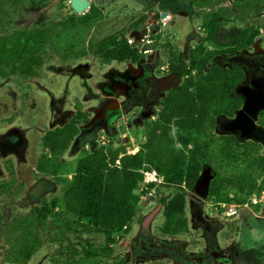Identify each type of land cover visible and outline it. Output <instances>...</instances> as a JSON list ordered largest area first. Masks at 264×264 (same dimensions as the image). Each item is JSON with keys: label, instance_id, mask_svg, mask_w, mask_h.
I'll list each match as a JSON object with an SVG mask.
<instances>
[{"label": "flooded vegetation", "instance_id": "1", "mask_svg": "<svg viewBox=\"0 0 264 264\" xmlns=\"http://www.w3.org/2000/svg\"><path fill=\"white\" fill-rule=\"evenodd\" d=\"M210 72L230 73L235 81L227 98L203 103L204 123L196 140L204 155L194 187L181 186L185 200L179 213L181 228L163 229L161 197L169 199L175 188L163 186V178L152 171L154 176L145 175V180L154 182V187L142 185L149 193H138L140 201L128 231L115 233L107 253L99 247L104 240L97 244L93 239L100 234L79 224L88 233L85 242L79 236L77 243L58 245V250L43 257V264H140L155 259L167 260L164 264H264V189L238 202L235 198L241 194L227 180L238 176L251 159L264 163V0H0V85L17 87L25 97L32 89L43 92L40 95L50 93L49 89H69L71 77L72 87L79 82L85 88L93 82L101 90L98 106H84L82 98H75L72 113L68 107L42 124L40 146L45 138L67 129L72 132L58 158L106 149L109 143L114 147L121 139L128 141L131 132L135 136L131 141L142 138L137 152L146 128L160 124L171 91L184 86L194 91ZM20 106L13 117H0V128L12 125ZM126 141L115 148L130 154ZM35 146L21 153L7 146L0 152V195L15 181L2 174L13 175L15 159L21 160L23 153L28 157ZM44 156L43 150L38 153L34 170L42 174L37 179L50 177L51 164ZM251 175L259 182L264 171L254 167ZM202 177L208 178L205 191L196 188ZM213 180L221 182L229 200L218 201L209 193ZM53 185L52 191L60 190L62 196L65 188L59 189L57 182ZM60 198H52L50 206ZM46 200L42 197L39 204H30V215L12 220L0 256L3 264H28L42 248L56 243L54 234L44 240L38 229L50 214L42 213L48 207ZM144 204L147 209L138 210ZM40 214L45 218L36 221L34 215ZM21 233L35 244L24 262L16 260L14 252L25 243ZM58 234L59 239L67 237L66 231ZM121 242L127 248L117 253ZM89 245L97 250L88 257ZM109 259L111 263L106 262Z\"/></svg>", "mask_w": 264, "mask_h": 264}, {"label": "trees", "instance_id": "2", "mask_svg": "<svg viewBox=\"0 0 264 264\" xmlns=\"http://www.w3.org/2000/svg\"><path fill=\"white\" fill-rule=\"evenodd\" d=\"M234 81L230 73L210 72L206 82L197 84L194 91L187 90V86L171 91L170 102L164 107L160 124L146 128V139L137 152L125 153L122 148H115L109 143L106 149L102 146L84 153L76 161L74 175L60 200H53L51 205L61 203L75 223L87 231L102 235L104 243L99 247L101 252L107 253L108 246L115 241V233L128 231L135 216L140 201L135 189L141 185L154 187V182L145 180V172L154 171L163 178V186L175 188L173 196L169 199L163 196L161 200L165 217L163 229L177 231L182 226L179 213L185 203L181 186L191 190L201 171L204 153L196 140V133L204 123L201 118L205 113L203 103L215 98H227L228 88ZM195 113H198L197 117ZM71 135L72 132L67 129L60 136L45 138L44 145L54 152H60ZM188 144L194 147L188 148ZM226 156L228 159L232 157L230 153ZM263 164L262 161L256 163L251 159L238 176L227 179L241 194V197L235 198L238 202H244L246 196L259 194L264 189V178L257 182L255 176L251 175L254 167L264 171ZM222 187L221 182L213 180L209 193L218 201H227L229 199L222 193ZM42 210L46 215L48 207ZM44 214L34 215V219L40 221L45 218ZM23 223L30 224V220L24 219ZM20 237L25 243L15 249V259L24 262L35 244L24 233ZM89 246L86 250L88 257L97 250L93 245Z\"/></svg>", "mask_w": 264, "mask_h": 264}, {"label": "rangeland", "instance_id": "3", "mask_svg": "<svg viewBox=\"0 0 264 264\" xmlns=\"http://www.w3.org/2000/svg\"><path fill=\"white\" fill-rule=\"evenodd\" d=\"M14 80L16 81V79ZM73 80L70 77V81H68L69 89H66L67 87H62V90L49 89L50 93L41 95L38 93L43 92H41L40 90L34 91V89H32V91L26 94L25 97H21V91L17 87L8 89L7 87H5V85H0V106L2 107H0V117L7 116L8 114H12L13 111L18 110L17 106H20L18 102H21V99L26 102V105L21 104L20 107L22 110L19 108V111L21 110L20 114H18L16 120L12 122V125H9L7 128H0V138H2V140H0V152L3 153L7 146L11 147L12 149L17 148L20 151L18 153L27 152V150H31V146L39 145L37 148L35 146L36 149H33L28 157H25L27 154L25 155V153H23V158L21 160L18 161L15 159L16 169L13 175H11L9 172L8 174H2L3 176H5L6 180L9 181L10 178L13 177L15 181L12 183L11 188H7V190L0 195V244L2 245V248H0V256H2L3 252L5 251L4 238L8 233L9 228L13 225L12 220L21 218L27 214L30 215V204H39L38 200H40L42 197H45V199H47L46 204L48 206V212H50V214L43 221L44 226L38 228L39 233L44 237V240L47 238V236H49V234H54L56 238L54 242L56 243L47 245L46 247L42 248V250L34 254L32 260L28 264H43V257L58 250V245L65 246L70 243H77L80 241L79 236L82 238V242H85V240L88 238V233L84 232V230L81 229V226L74 222L75 220L71 215L62 210L63 207L61 203H58L56 207L52 205L50 206V201L52 198H60L61 196V192L59 193L60 190L58 192L52 191L54 187L53 184L57 182V186L59 187V189L66 188L69 181H71L73 177L77 159L82 157L84 153L80 152L76 156H73V158L64 159V157L58 158L61 151L54 152L53 150L47 148L46 145L40 146V129L42 128V126H44L42 124L46 123V121L52 120V118L62 114V112L69 110L68 107H72V110L70 109V112L72 113V111L74 110L72 102L75 98H82L84 106L90 104L96 107L99 105L98 98L101 95V90L99 88H95L93 82L91 84L89 82L86 85L87 87L85 88L79 85V82H77L78 84L74 83L75 85L72 87L71 83H73ZM65 89L68 92H65L64 95H61L62 91ZM35 92L37 93L36 95ZM8 94H10L12 98H9ZM40 100H42V102H40ZM123 132H126V130L124 129ZM127 135L129 138L128 141H126L125 139H121L119 143L114 144V147H118L123 141H126V144H124L126 147V151L133 153L138 148L137 143L139 139L142 140V138L137 139V141H131L132 138H135V136L132 134V132L131 134L129 133ZM13 138L16 139V141H13ZM101 140H104V138H101ZM42 150L45 155L44 160H49L48 163L51 164V166H49L51 167V169L48 171L49 173H47V175L50 176L49 179H37V175L42 173L36 172L34 170V167H36V160L38 159V153ZM225 171L229 172L230 170L225 169ZM52 174L56 176L52 177ZM53 179H57V181L55 180L54 182ZM143 188L141 185L139 188L135 189V192L141 194V196H146L149 192H143ZM160 189L163 190L162 192L167 190V188L164 187H160ZM251 197L254 196L251 195ZM208 207L210 206L208 205ZM138 208V210L144 212L147 209V204H144L143 206L140 205L138 206ZM249 208L252 207L249 205ZM53 214L57 215L56 219L52 218ZM133 228L137 227L135 226ZM66 229L69 231H67ZM58 230L67 232V237H65L67 240L62 238L59 239V237L57 238V236L59 235ZM10 232V236L14 235V232ZM136 232H138L137 229ZM131 235L132 233L125 236V242L129 241L126 239L131 238ZM93 239L97 244L103 241L101 235H99L98 237L94 236ZM123 242L119 243L120 247L118 248L117 253H121L127 248V244H123ZM166 261L167 260L165 259H155L154 261H146L140 264H164ZM106 262L111 263V259ZM0 264H3L1 260Z\"/></svg>", "mask_w": 264, "mask_h": 264}, {"label": "water", "instance_id": "4", "mask_svg": "<svg viewBox=\"0 0 264 264\" xmlns=\"http://www.w3.org/2000/svg\"><path fill=\"white\" fill-rule=\"evenodd\" d=\"M0 94H1V91H0ZM8 97L9 98H12L10 94H8ZM11 100V99H10ZM1 107V106H0ZM2 108V107H1ZM207 180L208 178H200L196 184V188L198 187L199 189H201L202 191H205L206 190V187H207ZM204 181V182H203Z\"/></svg>", "mask_w": 264, "mask_h": 264}, {"label": "built area", "instance_id": "5", "mask_svg": "<svg viewBox=\"0 0 264 264\" xmlns=\"http://www.w3.org/2000/svg\"><path fill=\"white\" fill-rule=\"evenodd\" d=\"M154 174H155L154 172H146V173H145L146 176H148V175H150V176H154Z\"/></svg>", "mask_w": 264, "mask_h": 264}]
</instances>
